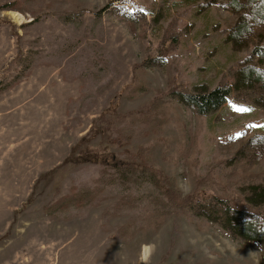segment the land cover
I'll return each mask as SVG.
<instances>
[{"label":"rangeland","instance_id":"rangeland-1","mask_svg":"<svg viewBox=\"0 0 264 264\" xmlns=\"http://www.w3.org/2000/svg\"><path fill=\"white\" fill-rule=\"evenodd\" d=\"M234 78L206 114L172 92ZM104 148H143L183 195L262 201L264 0H0V264H264L213 202L157 224L167 199L146 172L68 161Z\"/></svg>","mask_w":264,"mask_h":264},{"label":"trees","instance_id":"trees-1","mask_svg":"<svg viewBox=\"0 0 264 264\" xmlns=\"http://www.w3.org/2000/svg\"><path fill=\"white\" fill-rule=\"evenodd\" d=\"M232 1L236 3L238 0ZM238 30H241V27L238 28ZM235 39V35L230 32L229 40L238 48ZM250 70L248 74L245 73L248 79H250L252 73H254V69ZM234 83H237L235 78L233 82L223 80L211 90L193 92L189 90L184 83L178 82L174 86L172 92L183 95L185 97L184 101L187 102V104H191L198 113L206 114L220 108L227 101L228 97L231 95ZM165 96L166 93L156 96L150 104L151 108L153 110L159 109L164 102ZM101 131L104 132L105 129ZM137 154L140 158L139 162L132 155H128V160L120 159L106 148L103 150L85 149L79 151L77 155L70 156L68 161L73 164L87 161L98 162L114 168L116 173H123L126 178L132 180L136 179L138 169L146 172V174L151 177L155 186L161 190L167 199L165 209L155 216L157 224H161L165 216L173 213L190 216V208L198 201L213 202L217 208L214 210L212 209L211 214L208 215V217L214 219H212L213 221H217L223 228L232 230V232L238 234L245 240L264 241V199L258 201V196L255 197L254 190H242L232 196H222L216 193L209 194L207 191L197 188L193 192L183 195L175 176H161V173L151 165L146 163L142 164L146 155L143 148L139 149ZM202 181L203 179L199 180L198 183ZM255 189L257 190V188ZM89 196L90 195L82 193L79 195L78 199L84 200ZM262 198L264 197H260V199ZM170 207L172 210L169 209Z\"/></svg>","mask_w":264,"mask_h":264},{"label":"snow or ice","instance_id":"snow-or-ice-1","mask_svg":"<svg viewBox=\"0 0 264 264\" xmlns=\"http://www.w3.org/2000/svg\"><path fill=\"white\" fill-rule=\"evenodd\" d=\"M236 111L243 112V111H248V109H245V108H237Z\"/></svg>","mask_w":264,"mask_h":264}]
</instances>
